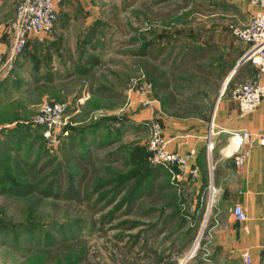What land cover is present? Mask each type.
<instances>
[{"label":"rangeland","instance_id":"obj_1","mask_svg":"<svg viewBox=\"0 0 264 264\" xmlns=\"http://www.w3.org/2000/svg\"><path fill=\"white\" fill-rule=\"evenodd\" d=\"M18 1L0 0V23L10 24ZM150 1L135 0L120 12L121 0H94L98 18L88 25L86 40L77 38L74 53L67 43L73 40L56 38V21L44 43L27 44L10 68L0 69V145L9 150L0 152V264H154L142 244L164 256L163 264L169 256L175 264H190L202 250L213 207L207 213L210 181L200 184L189 166L183 171L151 160V127H164L161 100L168 91L154 92L143 61L170 81L171 65L184 48L213 43L214 59L202 64L226 69L239 63L247 47L233 35L232 23L217 27L212 18L175 10L178 0L157 6ZM59 27L64 30L60 21ZM144 46L165 49L164 58L134 54ZM174 73L169 92L175 106L205 116L221 86L192 70ZM144 87L150 105L142 101ZM44 102L66 103L65 126L52 130L50 139L33 121ZM10 155L34 165L40 190L49 187L52 195L35 192L28 178L9 175L4 183ZM154 165L165 174L152 196L134 199L139 180L148 181L146 170ZM194 241H200L196 256L185 261Z\"/></svg>","mask_w":264,"mask_h":264},{"label":"crops","instance_id":"obj_2","mask_svg":"<svg viewBox=\"0 0 264 264\" xmlns=\"http://www.w3.org/2000/svg\"><path fill=\"white\" fill-rule=\"evenodd\" d=\"M121 1L119 8L113 6L117 7L116 9H119L120 12L127 11V8L135 3V0ZM168 1L170 0H151L148 5L157 6ZM176 2L178 3L175 10L184 8V10L196 13L205 19L212 18L217 27L226 25L225 23L245 27L254 12L264 13V7L254 6L249 0H178ZM96 7L94 0H58V2L56 0V10L58 11L54 32L55 35L57 34V39L60 37V39L73 40L71 43L67 40L68 51L74 53L77 38L85 36L86 40L89 37L88 25L99 15L96 12ZM165 14L168 15V11ZM59 21L64 30H60ZM48 36L43 39L31 38L28 44L39 46L41 45L39 42L47 39ZM11 43L12 37L8 20H4L0 23V52L5 54ZM56 43L51 45L55 46ZM58 44L61 54V43ZM206 46L211 47V51L202 63L212 61L215 51L218 50L213 43L203 45V47ZM164 54L157 56V59L164 58L162 57ZM170 60L171 57L168 61ZM11 63L2 64L0 69L10 68ZM208 65L213 67V65ZM239 67L240 65L235 64L226 75L218 79L205 76L206 82L218 83L221 89L225 88L223 93H220V90L216 91L210 106L207 107L208 112L205 116L199 117L197 114H190L176 117L162 111L165 114V117L162 118L163 133L166 138L173 139L171 147L181 154L193 149L194 154L190 159V167L198 171L200 184L205 178L216 190L212 199V213L208 219L207 241L203 243L199 255L193 258L190 264H246L242 258V253L245 251L250 253L251 262L249 264H264V147L256 142L245 144L244 148L247 150L248 156L245 162L239 166L235 165L232 157L223 156L220 153V149L228 141L229 133L233 130L264 134V99L248 114H242L233 99V87L244 81L253 72L252 65L238 70ZM40 69L39 75L44 73ZM44 81L40 80V82ZM208 134L214 144L211 152L213 165L211 175L207 169L205 137ZM208 194L209 187L206 203ZM237 203L241 204L244 209L246 215L244 221H237L233 218L232 210ZM208 211L209 208L207 213ZM205 219L206 215L203 218V225ZM200 234L201 230L197 235L198 240L201 237Z\"/></svg>","mask_w":264,"mask_h":264},{"label":"built area","instance_id":"obj_3","mask_svg":"<svg viewBox=\"0 0 264 264\" xmlns=\"http://www.w3.org/2000/svg\"><path fill=\"white\" fill-rule=\"evenodd\" d=\"M254 6L264 7V0H249ZM57 19L56 0H19L15 9L14 17L9 24L12 43L8 51L3 54L0 52V62L3 65L11 63L17 54L25 49L31 38L43 39L54 27ZM233 35L236 39L244 43L247 47L244 56L239 61V65L250 63L253 72L244 81L233 87L232 96L239 106L242 114H248L260 105L264 99V13L256 11L252 14L249 23L245 27L233 26ZM224 87L220 93L224 92ZM143 103L150 105L152 99L149 98L147 87L141 92ZM66 103L63 102H44L39 108L38 114L33 121L44 126L43 136L51 138L52 130H61L65 126ZM206 138V154L208 159V169L212 168V150L214 144L209 137ZM148 149L151 160L164 165H173L185 171L187 167L196 174L195 168H190V159L193 157L194 150L189 149L185 154L179 153L171 147L173 139L166 138L163 127L158 122H153L149 137ZM256 142L264 147V134L252 133L246 130H233L229 133L227 143L220 149L223 156L233 158L235 165L245 162L248 153L244 148L245 144ZM209 198L207 209L212 206V199L216 192L212 184H209ZM233 218L237 221L246 220V215L241 204H235L232 210ZM196 240V239H195ZM195 243V241H194ZM193 243V245H194ZM200 241L193 252L192 247L187 252L185 261L196 256L195 251L199 248ZM243 261L246 264L251 262L250 253H242Z\"/></svg>","mask_w":264,"mask_h":264},{"label":"trees","instance_id":"obj_4","mask_svg":"<svg viewBox=\"0 0 264 264\" xmlns=\"http://www.w3.org/2000/svg\"><path fill=\"white\" fill-rule=\"evenodd\" d=\"M210 51H211V47H207V46L206 47L200 46L198 48L188 47L180 51L176 56V58L179 61L177 63L173 62L171 65L170 81L168 80V77L165 74H163L160 71H157L156 67L149 64L148 61H143V66L147 70L149 76L151 77V79L155 80V86L153 87L154 92L158 93L159 91L161 92L168 91L164 95L165 99L163 101L161 100V107H162L163 112H165L166 114L172 115V116H176V117H184V115L198 114L197 110H195L194 108L188 105H187V108H184V109H178L177 106H175V102L177 101L171 98L173 96V93L169 92V89L171 88V85L176 82V79L174 78L175 81L171 82V78L175 75L174 73L175 71L183 72V70H192L193 73H195L198 76H201V78H203L205 81H206L205 76L207 75L213 79L215 78L218 79V78H221L223 75H226L228 71L230 70V68L228 67L226 69H220L218 66L212 67V66H207V65L202 64V61L208 57V54H210ZM164 52H165V49L163 48L156 50V47L144 46L141 48L140 51H137L134 54L137 56L147 55L149 56V58H153L157 60V56L163 54ZM168 58L165 61L164 60L162 61L165 64V68L168 64V61H167ZM88 62L95 63L96 61L93 58H88ZM248 66L250 67L251 64L250 63L241 64L238 70L244 67H248ZM78 72L84 75L87 72V70L78 69ZM171 106H175V107L171 108ZM0 152H9V150L4 145H0ZM18 157L19 156L17 155L16 156L10 155L9 161H10L11 168H9L10 170L4 171V174H3L4 176L2 178V181L5 183L9 175L14 176L15 178L16 177L17 178H21V177L28 178L31 181V183L34 185L35 192L39 191V194L42 193V195H44L45 197L51 196L52 194L49 190V187L46 189H42V191L40 190L42 188V186L40 187V183H43V182L39 179V174H38L36 167L26 162L24 158H18ZM163 171L164 170L162 166H159V165H154L152 167L147 168L146 177L148 178V181L144 180L146 178L144 179L141 178L139 180V183H140L138 185L139 190L137 194L134 196V199L144 197V196L146 197L152 196L153 191H154L153 187L155 186L156 180L158 179V177H160L159 176L160 174H165V172ZM83 179L84 178H82L81 180ZM2 186L3 188H7V185H2ZM11 186L13 187V185ZM65 195L67 196V198H70L69 188L65 190ZM73 196H78V192L75 191ZM141 249H145L146 254L153 256L154 264H163V260L165 259L164 256L157 254L156 251H149L146 244H142ZM182 250L183 249L179 250L177 254H181ZM150 252L152 253L150 254ZM167 259L169 260H167V262H165L164 264H175L176 263L175 259H172V257L170 256Z\"/></svg>","mask_w":264,"mask_h":264},{"label":"bare ground","instance_id":"obj_5","mask_svg":"<svg viewBox=\"0 0 264 264\" xmlns=\"http://www.w3.org/2000/svg\"><path fill=\"white\" fill-rule=\"evenodd\" d=\"M196 247H197V242L195 243V245H194L193 249H195ZM192 252H193V250H192Z\"/></svg>","mask_w":264,"mask_h":264},{"label":"water","instance_id":"obj_6","mask_svg":"<svg viewBox=\"0 0 264 264\" xmlns=\"http://www.w3.org/2000/svg\"><path fill=\"white\" fill-rule=\"evenodd\" d=\"M236 68V67H235ZM233 70H235V69H233Z\"/></svg>","mask_w":264,"mask_h":264}]
</instances>
